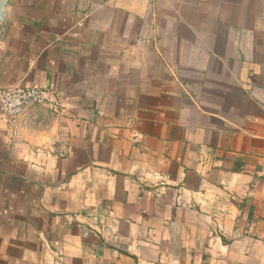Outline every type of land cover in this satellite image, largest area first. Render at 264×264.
<instances>
[{
	"label": "crops",
	"instance_id": "obj_1",
	"mask_svg": "<svg viewBox=\"0 0 264 264\" xmlns=\"http://www.w3.org/2000/svg\"><path fill=\"white\" fill-rule=\"evenodd\" d=\"M0 264H264V0H8Z\"/></svg>",
	"mask_w": 264,
	"mask_h": 264
},
{
	"label": "built area",
	"instance_id": "obj_2",
	"mask_svg": "<svg viewBox=\"0 0 264 264\" xmlns=\"http://www.w3.org/2000/svg\"><path fill=\"white\" fill-rule=\"evenodd\" d=\"M36 106H43L53 113H61V96L52 89L37 86H0V114L9 122L10 132L15 134V122L19 115Z\"/></svg>",
	"mask_w": 264,
	"mask_h": 264
},
{
	"label": "water",
	"instance_id": "obj_3",
	"mask_svg": "<svg viewBox=\"0 0 264 264\" xmlns=\"http://www.w3.org/2000/svg\"><path fill=\"white\" fill-rule=\"evenodd\" d=\"M8 0H0V38L6 25V5Z\"/></svg>",
	"mask_w": 264,
	"mask_h": 264
}]
</instances>
